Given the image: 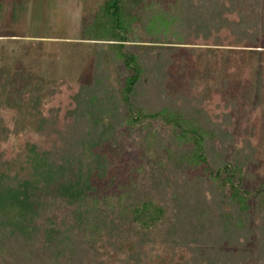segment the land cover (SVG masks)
Returning a JSON list of instances; mask_svg holds the SVG:
<instances>
[{"label":"trees","instance_id":"16d2710c","mask_svg":"<svg viewBox=\"0 0 264 264\" xmlns=\"http://www.w3.org/2000/svg\"><path fill=\"white\" fill-rule=\"evenodd\" d=\"M240 1H216L209 31L191 35L190 44L201 38L203 44L216 46L202 50L205 54L160 46L169 78L179 72L189 83L164 106L138 99L140 89L148 92L156 79L147 60L150 48L143 53L127 45L150 42L159 34L168 40L181 38L183 2L180 6L178 0L172 12L165 7L167 0H101L77 36L79 41H95L97 57L108 53L112 68L116 61L123 64L126 75L111 93L126 111L119 121L130 133L138 131L137 142L164 150L165 164L173 170L200 168L202 174L180 179L179 195H162L148 186L150 172L159 170L156 164H141L135 169L139 174L120 182L116 191H93L91 181L111 166L104 154L93 151L94 139L79 148L80 165L73 158L61 161L79 129L77 83L37 77L13 90H0V166L9 169L25 155L29 171L18 176L0 170V264H264V183L247 186L264 173L259 133L264 115V4L258 18L256 12L239 9ZM29 2L17 3L15 20L28 16ZM245 22H258L259 27L253 31ZM231 57L237 63L230 71L226 60ZM166 77L159 84L161 94ZM235 111L246 115L241 124L248 135L239 140L230 129ZM113 123L102 124L105 135L116 131L118 122ZM249 163L255 165L252 170ZM186 197L199 207L190 232H217L229 241L225 250L207 245V254H199L177 214L167 219L169 207L177 212ZM252 240L256 246H248Z\"/></svg>","mask_w":264,"mask_h":264},{"label":"rangeland","instance_id":"374dc122","mask_svg":"<svg viewBox=\"0 0 264 264\" xmlns=\"http://www.w3.org/2000/svg\"><path fill=\"white\" fill-rule=\"evenodd\" d=\"M19 1L0 0V90L3 88L13 90L21 83L37 77H42L45 80H68L77 83L81 87L78 97L77 127L79 129L75 141L71 142L69 150L61 155L62 162L73 158L77 159L75 166L78 163L80 165L79 148L84 146L86 141L94 139L96 145L93 147V151L104 154L105 159L111 164L103 177L95 176L91 181L93 191L99 194L116 191L120 182L122 184L129 176L136 177L139 173L135 169L143 164L159 165L158 171L153 168L152 173L154 175L150 172V178H152L148 186L162 195L168 193L179 195L181 193L179 190L181 178L189 179L191 175L202 174L200 168L192 171L180 168L181 171L179 172L178 169L173 170L172 167L165 164L166 152L164 150H159L154 145L144 146L139 144L137 142V130L130 133L119 121L126 111L121 102L111 92H115L117 85L123 82L126 75L123 64L121 61H116L114 62L115 67L112 68V60L108 53L105 55L101 52L103 56L97 57L96 46H94L96 44L93 43L95 41L83 42L77 39L79 32L90 21L101 0H30L29 4L31 6L26 10L27 12L29 10L28 16L23 21L20 19L15 20L17 18L14 16V12L16 13L19 10L17 4ZM216 1L218 0H179L180 6L182 2L185 4V16L181 22L183 23L181 26L183 30L180 33L182 36L179 39L174 37L168 40L167 37L164 39L163 35L159 34L153 36L155 40H150L163 42L131 41L127 45L128 50H139L143 53L147 52L146 47L150 48L149 59H147L151 71L149 72L156 79L151 80L150 84L152 85L148 92L140 89L141 93L138 99L142 103L148 106H164L167 99L179 95L183 86L187 87L189 85V83L184 82L186 80L182 73H172L174 77L169 78L170 70L166 68L163 57L160 55L162 51L160 46H178L183 50L186 49L185 53H190L189 50L191 49L193 51L198 50L196 52L200 55L205 54L202 50L208 47H216L212 44H203L201 38H197L194 44L189 43V39L192 38L191 35L209 31L212 24L210 13L218 9ZM256 2H259L258 6L255 5ZM179 3L178 0H167L165 7L169 8V11L173 12L174 10L175 12L177 10L175 7ZM193 3L196 6H193ZM240 3L236 6L242 9L244 13L256 12L259 14L258 18L263 13L264 0H241ZM184 6L183 8L179 7L180 12L181 9H184ZM193 14L195 15L193 16ZM170 19L172 23L176 22L172 18ZM245 25L250 26L253 31H256L259 27L258 22L256 24L252 23L253 26L245 22ZM210 49L212 48L207 50ZM236 63L237 61L232 57L226 60L227 68L229 67L230 71ZM105 65H110V67ZM165 77L166 92L161 94L159 84ZM254 86L255 82L252 84L253 88ZM157 87L159 88L157 89ZM262 93L264 100V86ZM44 99L49 101V96ZM231 115L233 123L230 129L236 139L246 137L248 133L246 134L244 125L241 124L246 115L239 111H235ZM101 119H104L105 122ZM109 122L110 124L118 122V126L114 128L116 129L114 133L105 135L102 128L104 125L109 127V124H107ZM35 124L36 122L30 123L31 126H35ZM102 124L104 125L102 126ZM157 124L155 122L154 127ZM143 127L147 128L148 124ZM259 133L260 140L264 142V115ZM2 134L3 131L0 128V136ZM67 164L70 165L69 162ZM3 166H0V170L4 169ZM26 166L28 167L25 155H22L19 160L7 167L9 169L5 168L4 170L12 175L17 173L18 176H25L29 173ZM254 167V164H248L249 169L252 170ZM263 183L264 173L252 181H248L247 186L254 189ZM166 202L170 206V201ZM198 208L192 197L189 199L186 197L177 212H175L176 208L169 207L167 219H171L173 214H177L181 229L194 241L196 252L199 254H207L205 250L207 245L224 249L229 241L226 238L223 239L217 232L213 231L210 236L205 232L202 234L190 232L195 225L196 210ZM160 233L159 236H156L157 242L161 239L162 232ZM251 237L253 238V236ZM248 246H256V243L252 240L248 243ZM209 259L214 263L211 257Z\"/></svg>","mask_w":264,"mask_h":264}]
</instances>
